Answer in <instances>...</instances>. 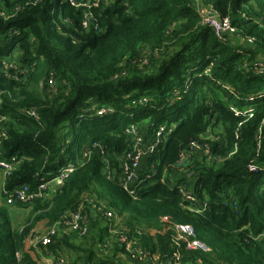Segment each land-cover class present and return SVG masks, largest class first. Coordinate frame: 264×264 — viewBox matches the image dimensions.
<instances>
[{
  "label": "trees",
  "instance_id": "obj_1",
  "mask_svg": "<svg viewBox=\"0 0 264 264\" xmlns=\"http://www.w3.org/2000/svg\"><path fill=\"white\" fill-rule=\"evenodd\" d=\"M205 12L234 32L219 40ZM1 117L0 198L72 171L0 203V264H38L41 221L58 229L37 247L67 264H264V0H0ZM130 127L152 147L124 189ZM76 212L83 237L60 226ZM179 226L192 237L176 244Z\"/></svg>",
  "mask_w": 264,
  "mask_h": 264
},
{
  "label": "built area",
  "instance_id": "obj_2",
  "mask_svg": "<svg viewBox=\"0 0 264 264\" xmlns=\"http://www.w3.org/2000/svg\"><path fill=\"white\" fill-rule=\"evenodd\" d=\"M69 3H73V0H67ZM202 25L211 29L213 33L216 35V37L224 41V36L226 34H232L234 32V29L231 27L230 22L227 18L224 19H218L216 16H213L209 12L204 13V18L202 21ZM5 68H8V65H5ZM103 111H100L98 114H101ZM31 115H34V113H31ZM5 121L4 117H1L0 122ZM161 131H157L154 136V143H158V139L161 136ZM127 133L132 138V148L129 153L126 154L125 159L127 161V165L124 166V171L126 173V183L124 186V189H127L129 187L130 183H133L136 181V171L139 168V165L141 163L142 157L146 155L149 152V149L152 147L148 146L146 147V151H144V138L142 134L138 131L135 127H130L127 131ZM5 137V132L0 131V171L2 172L3 178L9 176L10 171L12 170L14 166L13 159L11 161L4 160L2 157V151H1V140ZM181 162L184 160V157L182 155ZM253 171L254 169L251 168ZM72 171L71 166L66 167L63 169L58 176L53 178L52 180L48 182H41V184L38 186L37 190L34 192L29 191L28 187L25 185L20 186L19 188L15 189L14 191L10 192L9 194L6 193V204L12 205L14 202H19L23 204H28L34 201L37 198H42L44 196V191H46V187L48 183H61L63 179L66 178V176ZM135 179L132 181V179ZM181 196L183 199L187 202L193 205L195 203V197L189 193L188 191H185L184 189L179 190ZM46 195V194H45ZM190 210H194L195 212H202L206 210V205H202V208L200 210L193 209L192 207L189 208ZM107 218H112V214L107 212L106 213ZM61 227L68 229L71 232L77 233L80 237L85 236L88 233V225L87 221L84 217L81 216L80 213L76 212L71 214L66 220L61 222ZM58 229V226L51 227L47 233L43 236L34 237L32 240L34 241V245L40 244L42 247H46L49 245L51 238L56 234V231ZM177 231V237L174 239V243L178 244L180 241H183L184 237H192V231L191 228L188 226H179L176 228ZM121 243H125L126 239L122 238ZM191 247L196 249H204V247L196 242H193L191 244ZM129 244L126 243L125 250L129 252L130 250ZM146 256L138 253L137 256L132 255L131 258L139 259L142 261H148L152 264H170L168 263H159L156 262V260H146ZM53 264H67V261L62 257H57L54 260Z\"/></svg>",
  "mask_w": 264,
  "mask_h": 264
},
{
  "label": "crops",
  "instance_id": "obj_3",
  "mask_svg": "<svg viewBox=\"0 0 264 264\" xmlns=\"http://www.w3.org/2000/svg\"><path fill=\"white\" fill-rule=\"evenodd\" d=\"M147 142H144V151H146V147H148V144H146ZM145 157H146V155H144L142 157L141 163H140L139 168H138L139 172H140V170L142 169V167L144 165ZM188 176H190V175H188ZM2 181H3V176L0 175V192L2 191ZM57 186H58L57 183H52V182L48 183L47 187H46V191H47L46 195L48 196L51 193H53L54 189ZM0 196H1V194H0ZM47 231L48 230H47L46 222L45 221H41L35 227L34 236H30L25 242L26 251L29 252V254L32 256V258L34 260H36L38 264H53L55 258H57V257L64 258L65 256H61V255L62 254H66V251L64 249H62V248L59 249V253H57V255L43 254L41 252V250L37 247L38 244L36 246H33L34 245V241L32 239L34 237L45 235L47 233ZM118 262H120V264H152V263H150L148 261H142V260H139V259L130 258V257L125 256V255L124 256H119Z\"/></svg>",
  "mask_w": 264,
  "mask_h": 264
},
{
  "label": "rangeland",
  "instance_id": "obj_4",
  "mask_svg": "<svg viewBox=\"0 0 264 264\" xmlns=\"http://www.w3.org/2000/svg\"><path fill=\"white\" fill-rule=\"evenodd\" d=\"M0 203L5 204V200L3 198H0ZM27 215L26 211L21 210L14 214L13 217V223L15 224H22L24 222V219Z\"/></svg>",
  "mask_w": 264,
  "mask_h": 264
},
{
  "label": "water",
  "instance_id": "obj_5",
  "mask_svg": "<svg viewBox=\"0 0 264 264\" xmlns=\"http://www.w3.org/2000/svg\"><path fill=\"white\" fill-rule=\"evenodd\" d=\"M135 179L133 178L132 181H134Z\"/></svg>",
  "mask_w": 264,
  "mask_h": 264
}]
</instances>
